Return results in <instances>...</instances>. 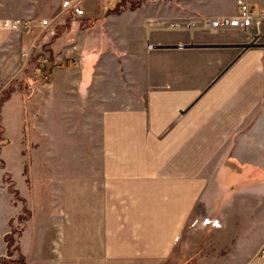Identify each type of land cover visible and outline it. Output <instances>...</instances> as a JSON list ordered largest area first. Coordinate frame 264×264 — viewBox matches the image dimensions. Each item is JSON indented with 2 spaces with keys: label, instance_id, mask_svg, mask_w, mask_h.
Returning <instances> with one entry per match:
<instances>
[{
  "label": "crops",
  "instance_id": "0c3cea01",
  "mask_svg": "<svg viewBox=\"0 0 264 264\" xmlns=\"http://www.w3.org/2000/svg\"><path fill=\"white\" fill-rule=\"evenodd\" d=\"M63 1L0 0V23L35 26H0V261L174 264L199 213L220 220L216 264H264V0L251 27L214 33L161 22L236 0ZM33 44L47 83L21 56Z\"/></svg>",
  "mask_w": 264,
  "mask_h": 264
},
{
  "label": "built area",
  "instance_id": "2783aa9c",
  "mask_svg": "<svg viewBox=\"0 0 264 264\" xmlns=\"http://www.w3.org/2000/svg\"><path fill=\"white\" fill-rule=\"evenodd\" d=\"M62 8L66 13L72 11L73 14L77 16H81L83 14V10L78 6V4L70 0H64L62 2ZM256 13L257 9L253 7L248 0H236L235 14L201 16L198 17V19L191 21H162L161 24L163 25V28L169 30L201 28L212 33L221 30H242L247 29L254 24L256 20ZM40 24L44 27L49 25L46 19L41 20ZM0 26L24 34L32 33L35 28L31 20L20 19H5L2 23H0ZM35 48V44L31 45L30 48L24 46L21 47V56L25 57L30 62L33 67L32 70L34 75L45 83L50 80L53 63L48 57H41L37 55ZM201 221L203 224L211 223L213 226H219L218 219L210 220L205 218ZM260 253L264 255V248L260 250Z\"/></svg>",
  "mask_w": 264,
  "mask_h": 264
},
{
  "label": "rangeland",
  "instance_id": "374dc122",
  "mask_svg": "<svg viewBox=\"0 0 264 264\" xmlns=\"http://www.w3.org/2000/svg\"><path fill=\"white\" fill-rule=\"evenodd\" d=\"M107 1H108V3L111 2V0H107ZM146 1L147 0H127V2L125 3V7H123L121 5V2H120V4L118 5V8L119 9H131V6L134 3L139 2V4H138V7H139L141 4H143V2H146ZM155 1H157V0H155ZM112 4H113V6L115 5V3H112ZM144 8H146V7H144ZM30 67H32V66H30ZM32 69H33V67H32ZM45 83H47V82H45ZM6 91L7 90H5L3 92L2 97H4L6 95V93L8 92V91L7 92ZM2 97H0V98H2ZM220 180H221L220 181V186H221L220 192L223 194H226L227 191L224 192V189L226 187L228 188L230 186V180H232L234 182L235 179L224 178V179H220ZM223 197H224V195H223ZM214 215H215V213H214ZM193 216L194 217L191 218L190 223H189L190 224L189 227H192V229H194L192 232V236L189 237V239H191V241H189V244L187 246L184 245L181 257L179 256L180 249H181V243L179 242L177 244L176 252H175L177 256L173 258V263L179 264L180 260H182L181 262H183L184 264L186 261L189 262V264H216V262L219 260L218 256L220 255V253L218 252V248L220 249V246H218L219 245V243H218L219 242V235L217 234V232L214 231V228H217L221 225L220 220L218 218H211L207 214L201 215L198 213V215H195V213H194ZM21 217H19V219ZM205 218L210 219V220L218 219L219 220V226H213L211 223L210 224H203V222L201 220L205 219ZM22 219H24V217H22ZM195 221H197V222H195ZM200 225H203V226H200ZM13 234H14V231L11 234H9V236H11L14 240ZM20 258L21 257L15 259V260H9V261H15L16 262V261H19ZM23 260H24V258H23ZM5 261H6V259H2L0 261V264H10L8 262L6 263Z\"/></svg>",
  "mask_w": 264,
  "mask_h": 264
},
{
  "label": "trees",
  "instance_id": "16d2710c",
  "mask_svg": "<svg viewBox=\"0 0 264 264\" xmlns=\"http://www.w3.org/2000/svg\"><path fill=\"white\" fill-rule=\"evenodd\" d=\"M120 2H121V5H122L123 7H125V3L127 2V0H121ZM120 2L117 3L115 6H113L112 8H110V9L108 10V12H109V13H117V12H119V11L121 10V9L118 8V5L120 4ZM138 4H139V2L134 3V4L131 6V9H135V8H137V7H138ZM35 59H36V58H35ZM35 59H34V60H35ZM9 92H10V90H8V92L6 93V95H5L4 97L0 98V105H1V102L4 101V99L9 95ZM15 196L18 197V194L15 193ZM20 219H22V217H21ZM6 240H7V245H8V253H9V255H10V254H11L10 247L13 245L14 240H13V238H12L11 236H9V235L6 236ZM5 262H6V263L8 262V263H10V264H21V263L23 262V258L21 257V258L19 259V261H16V262H15V261H9V260L7 261V259H6Z\"/></svg>",
  "mask_w": 264,
  "mask_h": 264
}]
</instances>
